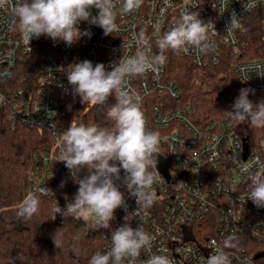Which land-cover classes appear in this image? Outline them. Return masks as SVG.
<instances>
[{
  "label": "built area",
  "instance_id": "1",
  "mask_svg": "<svg viewBox=\"0 0 264 264\" xmlns=\"http://www.w3.org/2000/svg\"><path fill=\"white\" fill-rule=\"evenodd\" d=\"M233 11L240 18V27L227 32ZM185 12L197 13L204 22L212 21L217 33H210L212 50L207 54H197L189 45L177 51L179 56L198 69L225 68L235 73L245 88L264 93V59L246 58V38L253 35L251 27L259 26L264 43V0H143L141 7L132 13L123 11V0H116L114 16L118 31L112 35L105 36L100 27L83 22L79 27L81 31L90 30V38L84 36L68 46L43 36L30 41L31 51L19 28L9 29L8 14L0 13V81L12 79L17 65L26 63L43 43L37 89L13 95L0 91L5 97L0 109H6L15 122L46 131L55 140L51 152L37 155L43 168L40 180L32 176L36 180L34 194L39 195L40 187H46L54 196L41 198H55V181L62 175L74 180L65 164L56 162L59 144L53 134L66 130L60 123V115L64 95L71 87L63 68L87 59L94 66L104 63L111 71L112 65L122 57H135L141 51L135 40L142 29L151 43V48L143 51L153 55L158 52L156 39L170 30ZM92 13L96 15L97 10L93 8ZM157 24L159 32L155 31ZM123 90L138 92L143 97L142 111L147 126L159 132L163 152L157 156L159 178L153 185L155 203L143 212L144 228L154 239L150 248L141 251L137 264H145L152 254L167 255L173 264H207L208 257L223 246V239L229 234L238 237V247L226 250L231 264H258V259L264 257V208H257L251 200L244 202L250 180L241 166L247 163L253 172L264 171V133L250 137L228 119L199 123L195 109L180 103L181 91L167 80L166 63L143 77L128 78ZM52 124H56L54 129L50 128ZM86 174V170L82 171L80 177ZM178 182L184 185L176 186ZM116 183L125 194L127 212L134 211L135 198L128 195L121 181ZM68 202L65 198V208ZM125 215L126 211L118 208L110 222L111 229L121 226ZM138 224L136 218L131 221L133 228ZM110 237L111 230L106 233L100 252L109 250Z\"/></svg>",
  "mask_w": 264,
  "mask_h": 264
},
{
  "label": "clouds",
  "instance_id": "2",
  "mask_svg": "<svg viewBox=\"0 0 264 264\" xmlns=\"http://www.w3.org/2000/svg\"><path fill=\"white\" fill-rule=\"evenodd\" d=\"M115 4L116 0H0V13L8 14L9 29L18 27L31 51L28 47L30 41L42 35L63 41L68 46L84 36L90 38L91 31H81L79 27L83 22L100 27L105 36L112 35L118 31ZM142 4L143 0H123V11L132 13ZM93 8L97 10L96 15L92 13ZM239 27L240 18L233 11L227 32H234ZM155 31H160L158 24ZM210 33H217L212 21L204 22L197 13L185 12L170 30L156 39L158 52L153 55L143 51L151 48V43L142 29L135 40L141 51L135 57H122L112 65L111 71L104 63L94 66L87 59L63 68L73 95L79 96L81 103L103 106L107 119L114 122L113 127L72 122L67 130L53 133L59 144L56 162L65 164L79 186L66 208L62 209L56 201L52 209L54 219L56 214L65 219L71 216L83 221L85 226L111 230L109 250L97 251L89 264H137L141 251L150 248L154 239L144 228L143 212L152 207L156 199L153 185L159 178L157 156L163 154L160 134L147 126L142 111L143 97L138 92L123 90L124 83L128 78L143 77L149 71L158 70L166 63L165 53L169 50L176 52L191 45L197 54H207L212 50ZM8 55L11 57L12 52ZM250 93L254 95L255 90L241 88L232 104L233 111L228 113L236 121L247 122L253 128H264V100L253 103L249 99ZM110 97H114L115 103H108ZM3 103L5 97L0 95V105ZM55 127L56 124L50 126ZM85 170L87 174L81 178L80 173ZM241 170L250 180V190L244 202L251 200L257 208H264V171L253 172L247 163H242ZM116 181H121L128 195L135 198L137 208L134 211L127 212L125 194ZM64 183L62 181L60 187H64ZM180 185L184 183L176 184ZM49 196L53 197L54 193L46 187H40L39 195L29 194L17 209V217L30 219L40 210V198ZM118 208L126 211L124 223L111 229L110 222ZM134 218L139 220L136 228L131 226ZM58 232L53 243L60 249L63 240ZM237 247L236 235L225 236L223 246L208 257L207 264H231L226 250ZM145 264H173V261L167 255L152 254Z\"/></svg>",
  "mask_w": 264,
  "mask_h": 264
},
{
  "label": "trees",
  "instance_id": "3",
  "mask_svg": "<svg viewBox=\"0 0 264 264\" xmlns=\"http://www.w3.org/2000/svg\"><path fill=\"white\" fill-rule=\"evenodd\" d=\"M246 42V58L264 59V43L260 37L249 34ZM165 55L167 80L174 82L181 91L180 103L190 104L195 109L199 123L228 119L237 130L250 137L257 138L264 133V128L236 121L228 113L233 111L232 104L239 90L245 88L235 73L225 68L198 69L181 58L177 51L169 50ZM42 62L43 43L26 63L17 65L12 79L0 81V91L13 95L37 89ZM249 99L257 103L264 100V93H250ZM108 103H115L114 97H110ZM69 105L71 110H68ZM72 122L114 126V122L107 119L103 106L81 103V98L70 90L63 98L60 123L67 130ZM54 144L50 133L21 125L6 109H0V264H89L91 256L106 242L105 235L110 229L85 226L83 221L71 216L65 219L60 214L54 219L52 209L56 201L64 209V199L71 201L79 187L63 175L55 181V198H40V210L30 219L17 217V209L29 194H34L36 180L32 176L43 168L37 155L51 152ZM62 181L64 187H60ZM58 230L63 240L60 249L53 243ZM261 264H264V257Z\"/></svg>",
  "mask_w": 264,
  "mask_h": 264
},
{
  "label": "rangeland",
  "instance_id": "4",
  "mask_svg": "<svg viewBox=\"0 0 264 264\" xmlns=\"http://www.w3.org/2000/svg\"><path fill=\"white\" fill-rule=\"evenodd\" d=\"M250 30L252 31V34H253V35L260 37V35H261V31H260L259 26L256 27V28L251 27ZM262 52L264 53V47H263V49H262ZM203 88H205V86H204ZM40 172H41V169H40V171L34 173V177H35L37 180H40ZM261 260H262V258L258 259V261H257L258 264H261Z\"/></svg>",
  "mask_w": 264,
  "mask_h": 264
},
{
  "label": "water",
  "instance_id": "5",
  "mask_svg": "<svg viewBox=\"0 0 264 264\" xmlns=\"http://www.w3.org/2000/svg\"><path fill=\"white\" fill-rule=\"evenodd\" d=\"M259 257H261V256H259Z\"/></svg>",
  "mask_w": 264,
  "mask_h": 264
}]
</instances>
